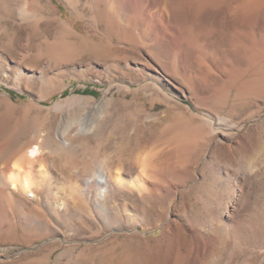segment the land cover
I'll return each mask as SVG.
<instances>
[{"label":"rangeland","instance_id":"rangeland-1","mask_svg":"<svg viewBox=\"0 0 264 264\" xmlns=\"http://www.w3.org/2000/svg\"><path fill=\"white\" fill-rule=\"evenodd\" d=\"M114 2L0 0V264H264V0Z\"/></svg>","mask_w":264,"mask_h":264},{"label":"bare ground","instance_id":"bare-ground-1","mask_svg":"<svg viewBox=\"0 0 264 264\" xmlns=\"http://www.w3.org/2000/svg\"><path fill=\"white\" fill-rule=\"evenodd\" d=\"M115 1H117V2H114V6H115V3H117L120 6L121 10L126 15L132 17L134 20H140L139 23L141 25H145L147 22H150L148 24L150 27L149 28L147 27L145 32H149L150 28L152 26H155V28L157 30H159L161 33L165 34L166 33L164 30L165 29V23H168V25L175 32H178L176 30V27H173L174 23L171 22L169 14L166 13L167 11L164 8L162 9L161 7H157V5H155V3H154V0H115ZM27 2L30 5L28 6V4H26V6H24L18 12L19 15L22 16V18H24V19H34V20L37 19V22H39L37 7L42 5V0H27ZM160 9H162V12H163L161 15L159 14ZM10 11H11V9H10ZM158 14H159V16H158ZM111 15H112L113 19H115L117 21L115 13L112 12ZM137 15H139V19L137 18ZM93 19H96V18L93 17ZM127 28H128V30H131V26L127 25ZM68 30H69V28H68ZM154 34H155V36H154L155 41L151 45L153 47H159V42L157 41L156 33H154ZM170 39L175 40V38L173 36H170ZM55 106L59 107L60 102H57ZM52 125H53L52 123L47 122V125L45 126L46 128L44 130L45 135H43L44 137L40 140V142L38 144H36V145L31 144V145L27 146L26 151L23 152V154L18 153L14 157H10V158H12L11 162L8 159L4 162L5 163V166L3 169L4 173L0 177L2 184L9 185L13 190L21 189L27 195L37 196V194L34 190L35 179H33V177H34L33 169H35L36 164H38L39 162H41V163L43 162V157H44L46 147L50 146L51 149H53V147H54L53 144L57 143L56 139L53 135V126ZM4 132H5V130L0 129V134H3ZM10 149H11V146L9 145V141L0 145V153H2V154H5L7 151L17 153L13 150H10ZM53 150H57V149H53ZM15 157H17V158H15ZM6 167H8V169H6ZM41 169H40V171H41ZM101 176L102 175L99 172L98 177H101ZM116 176L119 177L118 172H116ZM143 178L145 179V177H143ZM5 200H6V197L4 195V192H0V214L6 213V211H5L6 208H4V205H3Z\"/></svg>","mask_w":264,"mask_h":264},{"label":"trees","instance_id":"trees-1","mask_svg":"<svg viewBox=\"0 0 264 264\" xmlns=\"http://www.w3.org/2000/svg\"><path fill=\"white\" fill-rule=\"evenodd\" d=\"M12 93V92H11Z\"/></svg>","mask_w":264,"mask_h":264}]
</instances>
